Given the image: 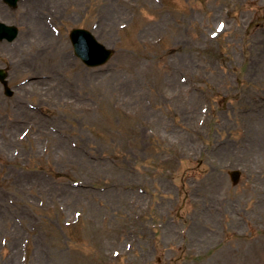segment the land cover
<instances>
[{
	"label": "rangeland",
	"instance_id": "obj_1",
	"mask_svg": "<svg viewBox=\"0 0 264 264\" xmlns=\"http://www.w3.org/2000/svg\"><path fill=\"white\" fill-rule=\"evenodd\" d=\"M25 1L0 0V264H264V0H41L47 45Z\"/></svg>",
	"mask_w": 264,
	"mask_h": 264
},
{
	"label": "bare ground",
	"instance_id": "obj_2",
	"mask_svg": "<svg viewBox=\"0 0 264 264\" xmlns=\"http://www.w3.org/2000/svg\"><path fill=\"white\" fill-rule=\"evenodd\" d=\"M46 1L47 2H50L51 0H46ZM25 2L26 3H23V4L20 5L21 10H23V12H21V15L24 17V22L21 23L22 28H26L28 30H32V32L36 36L35 38L39 39V42H43L45 45H47L49 43V41L51 42V40L49 38L50 37L49 36V32L47 31L49 29L47 27V23H45L46 25H44V24L41 25L37 21L36 17L33 15V14H35V9H37V4H42V1L41 0H26ZM50 30H51V28H50ZM26 38L27 37L24 35L22 40L21 39L18 40V44L20 43L21 46H22V43L21 42H24L26 40ZM30 42H31V40L28 43H30ZM33 45H34V43H33ZM23 48H24V46H23ZM58 49H61V47L58 46ZM7 50L8 49L6 48V51ZM62 55H57L56 58L58 59V62L61 65V67H66L68 69L69 68L68 67V64L65 63V61H64V59L62 57H59V56H62ZM33 85H40V81H36L35 80L33 83H28L27 86L30 87V86H33ZM25 112L30 113V111H22L23 114ZM8 142L9 143H12L10 140ZM12 247L15 248V249H17V246L16 245H14ZM12 258H13V255L11 254L9 256V260H12Z\"/></svg>",
	"mask_w": 264,
	"mask_h": 264
},
{
	"label": "water",
	"instance_id": "obj_3",
	"mask_svg": "<svg viewBox=\"0 0 264 264\" xmlns=\"http://www.w3.org/2000/svg\"><path fill=\"white\" fill-rule=\"evenodd\" d=\"M16 1L17 0H6V2H8V3H10V4H15L16 3ZM0 31H2L1 33H0V35L1 36H6L7 37V39L8 40H12L14 37H15V35H16V30L15 29H13V28H4L3 26H1V30ZM5 33V34H4ZM74 34H76L78 37H79V31H74V32H72V39L73 40H75V38H74ZM85 41H87V39H85L84 38V42ZM89 43V44H88ZM88 43H86V45H87V48H89V50L91 51V50H94V51H99V52H101L102 54H103V59H96V60H94L92 63H89L90 61H88V56L89 57H91V58H93V56L92 55H90V54H88V53H86L85 55H84V53H82L81 55H80V57H81V59L86 63V64H88V65H91V64H100V63H102V62H104V61H106L107 60V58L110 56V54H111V52L110 51H107V50H105V49H103V48H101V47H96L93 43V40L90 38H88ZM80 54V53H79ZM0 78H3V75H0ZM237 173L236 174H233L232 175V177H233V179H234V181H236L237 180Z\"/></svg>",
	"mask_w": 264,
	"mask_h": 264
}]
</instances>
